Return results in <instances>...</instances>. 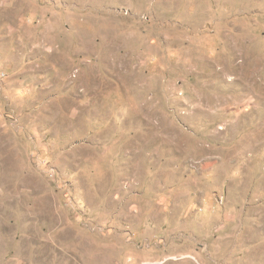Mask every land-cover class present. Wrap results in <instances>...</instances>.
<instances>
[{
	"label": "rangeland",
	"instance_id": "374dc122",
	"mask_svg": "<svg viewBox=\"0 0 264 264\" xmlns=\"http://www.w3.org/2000/svg\"><path fill=\"white\" fill-rule=\"evenodd\" d=\"M0 264H264V0H0Z\"/></svg>",
	"mask_w": 264,
	"mask_h": 264
}]
</instances>
